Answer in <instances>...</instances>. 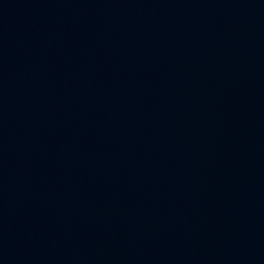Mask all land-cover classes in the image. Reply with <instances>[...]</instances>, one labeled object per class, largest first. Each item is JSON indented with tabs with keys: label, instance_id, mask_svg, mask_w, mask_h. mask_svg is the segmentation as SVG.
I'll list each match as a JSON object with an SVG mask.
<instances>
[{
	"label": "water",
	"instance_id": "water-1",
	"mask_svg": "<svg viewBox=\"0 0 264 264\" xmlns=\"http://www.w3.org/2000/svg\"><path fill=\"white\" fill-rule=\"evenodd\" d=\"M0 264H264V0H0Z\"/></svg>",
	"mask_w": 264,
	"mask_h": 264
}]
</instances>
